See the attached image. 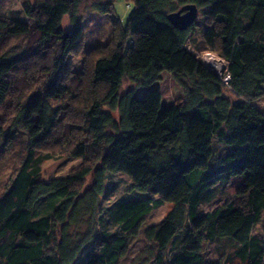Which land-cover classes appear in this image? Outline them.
<instances>
[{
	"label": "trees",
	"instance_id": "16d2710c",
	"mask_svg": "<svg viewBox=\"0 0 264 264\" xmlns=\"http://www.w3.org/2000/svg\"><path fill=\"white\" fill-rule=\"evenodd\" d=\"M12 1L0 0V140L8 143L17 130L26 140L12 174L0 181L2 264H74L84 251L81 264H120L164 202L172 208L144 232L154 264H220L205 260L203 244L224 238L230 259L264 264V237L254 232L264 215V108L255 104L264 98V0H128L127 23L117 18L112 42L90 50L83 76L67 58L84 28L74 17L71 28L62 26L77 1L25 2L34 27L6 9ZM114 3L96 9L112 14ZM187 4L206 16L200 40L196 22L182 30L168 19ZM188 40L227 62L231 87L185 48ZM163 72L174 75L185 98L168 107L157 129L138 133L132 106L145 103L147 92L135 97L133 85L151 86ZM214 138L229 150L211 164ZM63 149L92 164L41 182L44 163ZM109 172L128 175L144 196L101 210ZM87 175L91 184L80 193ZM235 176L244 178L239 199L203 212Z\"/></svg>",
	"mask_w": 264,
	"mask_h": 264
},
{
	"label": "rangeland",
	"instance_id": "374dc122",
	"mask_svg": "<svg viewBox=\"0 0 264 264\" xmlns=\"http://www.w3.org/2000/svg\"><path fill=\"white\" fill-rule=\"evenodd\" d=\"M27 1L32 3L36 2V0H13L12 2L6 3V9L18 10L21 14V20L34 27L35 21L27 17L23 9L24 4ZM76 1V7L72 13H69L64 17L62 26L65 29L71 28L72 18L74 17L84 28L85 34L82 44L67 58L70 68L73 71H79V75L83 76L87 75V55L90 50L97 46L106 47L112 42L114 38V30L117 27L115 26L117 18H119L121 23L125 25L131 14L134 3L128 0H115L114 12L112 14H103L96 8L99 6V4L106 3L107 0ZM206 20L207 19L203 11L199 9L196 20V32L194 35L197 40H200L201 33L208 27ZM30 37L31 35L25 38L21 37L22 41L19 40L20 43L16 42L13 45V52L18 53L20 51L19 48L29 45ZM225 65L226 64H224V66ZM133 87L135 97L140 96L144 93V91L147 92V101L145 103L134 102L132 106L134 125L138 133L142 132L146 134L147 132H152L154 129H157L168 107L172 103L185 98L181 86L175 82L174 75L170 72H163L161 74V79L153 83L151 86L140 87L139 85L135 84ZM128 89L129 82L125 81L120 92L123 93ZM226 95H229L230 97L233 96L227 90ZM255 104L260 108H264V98L260 99L258 102H255ZM103 109L107 111L110 110L108 106H104ZM0 112L3 111L0 110ZM113 114L117 118L119 117L117 111H113ZM138 135L142 136L143 134ZM25 140L26 134L19 130L12 134V140H10L8 143H6L4 140H0L1 182H4V180H6L12 174L15 165L20 159V151ZM212 149L213 158L211 160V164H214L223 154L229 150V146L219 141L217 138H214ZM91 162V160L85 158L75 157L64 150L63 154L60 156L57 155L54 159H50L44 163L39 180L41 182H50L54 179H65L74 171L87 165H91ZM243 181V177H233L231 181L223 187L224 195L219 196L209 204L202 205L201 210L203 212L212 210L223 205L228 199L238 200L239 197L237 196V191ZM90 184L91 175H87L83 182L78 185L80 190L79 192L83 193L90 186ZM140 196H144V194L133 188L132 181L128 175L125 173L109 172L107 174L105 193L100 199L99 208H102L101 210L107 212L108 209L112 208L115 202L118 200ZM153 198H158V196H153ZM172 205L173 203L171 202H164L163 204L154 208L147 215L145 221L143 222L139 236L129 247L127 255L121 259L120 264H154L153 259L149 257V252L145 251V249L149 250L151 247L144 237V232L147 227L162 221L168 211L172 208ZM86 217L88 220V215H86ZM107 218L109 225L112 226V228L116 227L113 220L111 218L109 219L108 214ZM83 228L86 229V225H84ZM254 232L260 233L264 237V215L261 223L256 225ZM227 244L228 240L226 238L213 242H205L203 244V254L205 260L207 262H218L220 264H243L238 259H230L228 250L225 247ZM139 256L140 259H137ZM85 259L86 251L81 254L79 259L74 264H81ZM0 264H2L1 259Z\"/></svg>",
	"mask_w": 264,
	"mask_h": 264
},
{
	"label": "water",
	"instance_id": "95a60500",
	"mask_svg": "<svg viewBox=\"0 0 264 264\" xmlns=\"http://www.w3.org/2000/svg\"><path fill=\"white\" fill-rule=\"evenodd\" d=\"M199 9L195 4H187L180 10L168 14L169 21L179 29L191 27L197 20Z\"/></svg>",
	"mask_w": 264,
	"mask_h": 264
},
{
	"label": "built area",
	"instance_id": "2783aa9c",
	"mask_svg": "<svg viewBox=\"0 0 264 264\" xmlns=\"http://www.w3.org/2000/svg\"><path fill=\"white\" fill-rule=\"evenodd\" d=\"M131 43H132V41H131ZM185 48H186L188 51H190L191 53H193L196 57H198L199 59H201V61H202L204 64L206 63L205 58H204V55H206V54H213V55H216L217 58L223 60V63L226 64V65L224 66V71H223L222 73H218L217 71H215V72H216V73H215L214 70H211L206 64H205V65L209 68V70H211L212 72H214V73L217 75L218 79H219L222 83H224V84H225L226 86H228V87H231V85H230V82H231V75H230L229 72H226L227 62H226L223 58H221L218 54H216V53H214V52H212V51H210V50L196 51V50L194 49V47L191 45L190 40H188V41L186 42V44H185Z\"/></svg>",
	"mask_w": 264,
	"mask_h": 264
},
{
	"label": "bare ground",
	"instance_id": "6f19581e",
	"mask_svg": "<svg viewBox=\"0 0 264 264\" xmlns=\"http://www.w3.org/2000/svg\"><path fill=\"white\" fill-rule=\"evenodd\" d=\"M206 65L214 71L218 73H222L224 71V63L223 60L217 58L216 55L213 54H206L204 55Z\"/></svg>",
	"mask_w": 264,
	"mask_h": 264
}]
</instances>
